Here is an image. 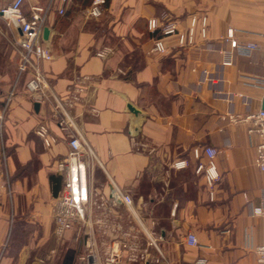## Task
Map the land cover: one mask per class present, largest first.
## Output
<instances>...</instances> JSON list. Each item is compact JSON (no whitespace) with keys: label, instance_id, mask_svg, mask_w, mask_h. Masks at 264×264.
<instances>
[{"label":"crops","instance_id":"0c3cea01","mask_svg":"<svg viewBox=\"0 0 264 264\" xmlns=\"http://www.w3.org/2000/svg\"><path fill=\"white\" fill-rule=\"evenodd\" d=\"M59 1L27 0L24 11L50 6L44 44L52 59L40 66L50 90L64 96L80 76L91 79L72 118L96 158L93 186L104 200L91 208L86 227L57 239L56 251L73 248L77 258L92 252L101 264L114 253L118 264H254L264 243V218L251 214L264 199L257 138L248 124L223 117L264 110V47L240 54L227 38L233 29L240 43L260 40L264 0H106L97 19L85 15L92 0H71L63 15ZM164 16L181 32L192 16H206L205 38L197 24L193 46L172 36L165 53H151L158 35L147 21ZM25 80L0 135V186L7 182L0 189V264H10L3 242L14 215L45 222L54 236L52 205L63 185L55 166L66 154L67 131L50 104L34 111ZM41 124L54 140L49 145L36 133ZM207 147L217 152L213 188L196 173L205 156L193 155ZM179 160L188 166L175 169ZM111 181L131 197L130 207L108 199ZM189 234L198 246L187 245ZM66 257L60 264H75Z\"/></svg>","mask_w":264,"mask_h":264},{"label":"built area","instance_id":"2783aa9c","mask_svg":"<svg viewBox=\"0 0 264 264\" xmlns=\"http://www.w3.org/2000/svg\"><path fill=\"white\" fill-rule=\"evenodd\" d=\"M0 17L6 25L19 33L15 40L18 47V65L17 79L26 77L24 89L28 98L38 104H50L52 116L57 119L59 127L67 131V151L66 154L56 163L55 171L62 177V189L55 198L52 205L53 233L56 239L62 240L73 229L80 231L81 227L88 225V213L92 207H98L99 201H103L101 194H98L93 186V172L95 164L94 153L84 139L81 132L76 128L72 118V110L80 102L89 82L90 77L80 76L75 83L66 91L64 96H57L49 87L46 76L41 69V63L52 59L50 49L44 44L43 30L45 20L50 6H33L29 8V13L24 11V4L27 0H1ZM58 14L63 15L66 5L71 0H60ZM106 0H92L87 15L92 19L102 16ZM206 16H192L190 27L186 32L179 31L177 23L164 16L162 21L156 18L148 19L147 29L151 34L157 37L153 41L151 53L163 54L166 51L164 39L167 37H176L180 46H193L195 44V29L200 24L199 34L202 39L205 38ZM227 38L232 51L240 54H249L264 47V35H259L258 42L240 43L234 38V30L229 29ZM264 65V61H263ZM12 96H9L0 109V130L6 112L11 105ZM223 119L232 124H248V134L257 138L255 146L254 165L264 174V110H258L240 115L227 113ZM72 130L73 132H68ZM44 143L49 145L54 140L49 137V130L46 124H41L37 131ZM217 152L211 148L194 149L193 155L199 159L204 155L206 162H198L196 173L203 176L206 185L213 188L219 181L220 175L215 165ZM175 169H183L188 166L185 160H179L172 165ZM7 182L1 186L3 188ZM0 188V189H1ZM212 198L213 193H209ZM108 199L116 206L132 205L131 197L119 189L112 181L108 185ZM251 214L264 218V199L258 205L252 208ZM186 243L189 246H198L194 235L189 234L186 237ZM101 264L99 257L90 252L77 258V263ZM76 263V264H77ZM107 264H118L116 254L106 259ZM195 264H205V260H199ZM254 264H264V243L255 248Z\"/></svg>","mask_w":264,"mask_h":264},{"label":"rangeland","instance_id":"374dc122","mask_svg":"<svg viewBox=\"0 0 264 264\" xmlns=\"http://www.w3.org/2000/svg\"><path fill=\"white\" fill-rule=\"evenodd\" d=\"M87 10L85 11L86 17H88ZM16 39V31L9 28L0 17V109L9 96H12V100L14 99L17 85L22 82V78L17 79L18 47ZM1 132L2 127L0 135ZM2 183L6 182L3 180ZM6 187L7 185L3 188L6 189ZM9 220L3 247L9 252L10 264H17L20 260H23L22 264H60L66 256H72L74 263H77V256L73 253V248L70 251L64 249L60 252L56 251L57 239L52 234V227L45 222L31 221L26 214L23 216L14 215L13 219Z\"/></svg>","mask_w":264,"mask_h":264},{"label":"water","instance_id":"95a60500","mask_svg":"<svg viewBox=\"0 0 264 264\" xmlns=\"http://www.w3.org/2000/svg\"><path fill=\"white\" fill-rule=\"evenodd\" d=\"M48 34H49V30H48V28H44V30H43V40H47V38H48ZM33 107H34V111L37 112L38 109H39V104H38V103H34ZM263 107H264V106H263ZM68 260H69V262H72V256H70V257L68 258ZM69 264H70V263H69Z\"/></svg>","mask_w":264,"mask_h":264},{"label":"flooded vegetation","instance_id":"af4514ba","mask_svg":"<svg viewBox=\"0 0 264 264\" xmlns=\"http://www.w3.org/2000/svg\"><path fill=\"white\" fill-rule=\"evenodd\" d=\"M70 257V256H69ZM73 258V257H72Z\"/></svg>","mask_w":264,"mask_h":264},{"label":"trees","instance_id":"16d2710c","mask_svg":"<svg viewBox=\"0 0 264 264\" xmlns=\"http://www.w3.org/2000/svg\"><path fill=\"white\" fill-rule=\"evenodd\" d=\"M89 2H90V0H89Z\"/></svg>","mask_w":264,"mask_h":264}]
</instances>
